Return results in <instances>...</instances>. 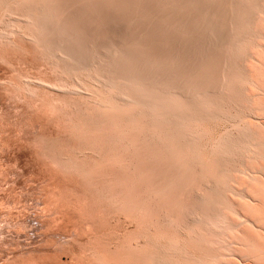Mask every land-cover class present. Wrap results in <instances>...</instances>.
<instances>
[{"label": "rangeland", "instance_id": "rangeland-1", "mask_svg": "<svg viewBox=\"0 0 264 264\" xmlns=\"http://www.w3.org/2000/svg\"><path fill=\"white\" fill-rule=\"evenodd\" d=\"M107 1L0 0V264H264V0L240 26L258 36L209 66L213 106L185 118L70 70L88 51L44 55L43 36L133 26Z\"/></svg>", "mask_w": 264, "mask_h": 264}, {"label": "bare ground", "instance_id": "bare-ground-1", "mask_svg": "<svg viewBox=\"0 0 264 264\" xmlns=\"http://www.w3.org/2000/svg\"><path fill=\"white\" fill-rule=\"evenodd\" d=\"M250 1L251 0H122L121 3L124 7L132 9V12L127 15V21L133 26L123 25L122 30L120 26L115 25L112 21L106 22V24L103 25L94 24L95 21H92L83 26L80 32H74L73 34V32L70 31V33H68L70 37L73 38L72 43H69V45L61 41L62 35L60 33L55 37V43L48 42L43 36L42 40L45 44L42 43V45H40L43 47L42 50L45 48L44 55L48 54L47 52L49 51L48 55L53 54L57 56L58 61H62V59L71 60L74 55H83V53L88 51L89 59L86 60L87 64L84 65L78 62L79 66H77L76 60L69 66L70 70H86L93 67L96 70L95 72H97V74L94 72L96 74L95 80L99 81L109 93L111 91L117 92L118 94H114L120 95L121 98L124 99V95L122 92H119L120 90L118 89L121 87L135 96L144 98L140 106L142 109L149 110L154 106L157 110L168 112V109L176 108L175 110H177L178 115L185 118L196 112L206 111L213 106L211 97L217 95L218 91L215 90V87L214 89L209 86L210 84L208 85V71L211 69L209 67L210 65L211 67L214 66L212 65L213 61L217 57H220V53H223L221 51H224V48L228 46H233L235 48L242 40H245V38L258 34H256L253 29H240V26H247L249 20L253 18V10L250 8L252 4H249ZM246 11L248 12L246 13ZM43 25H46V22L42 18H38V21L35 22L33 26H35L34 29H37ZM249 28L251 27L249 26ZM30 31H33V35L37 40L36 32L38 31L31 29ZM43 45H45V47ZM253 45L251 44V46ZM227 55H225V57ZM245 56L244 58H246ZM221 58L226 59L224 57ZM247 58L250 59V57ZM243 60L245 61V59ZM52 63L54 65V62ZM59 63L60 62H58L57 65ZM222 64L223 63H221V65ZM223 66L224 64L221 68ZM252 67L250 69H252ZM57 68H59V66ZM213 69H211V71ZM215 72L216 71H214V73ZM228 72L229 71H227V73ZM220 73L221 85L218 84V86L220 85L222 88L223 77L227 74L222 71ZM215 78L213 80H215ZM217 81L218 80H216V83H218ZM44 83L43 85H46ZM55 85L57 87V84ZM71 86L73 91L74 88L78 91V85L74 87V84H72ZM49 87L51 88V86ZM64 87L66 88L67 85ZM115 88H117V90ZM66 89H63V91H66ZM68 89L69 91L72 90L70 88ZM73 91L71 92L73 93ZM93 97L96 96L94 95ZM110 99L111 98H109V100ZM110 129L112 130V128Z\"/></svg>", "mask_w": 264, "mask_h": 264}]
</instances>
